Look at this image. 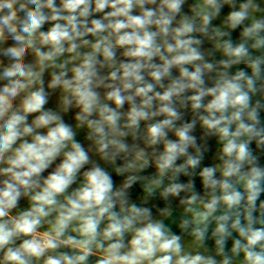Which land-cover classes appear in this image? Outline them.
Here are the masks:
<instances>
[{
    "label": "clouds",
    "instance_id": "obj_1",
    "mask_svg": "<svg viewBox=\"0 0 264 264\" xmlns=\"http://www.w3.org/2000/svg\"><path fill=\"white\" fill-rule=\"evenodd\" d=\"M0 264H264V0H0Z\"/></svg>",
    "mask_w": 264,
    "mask_h": 264
}]
</instances>
